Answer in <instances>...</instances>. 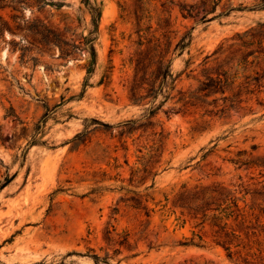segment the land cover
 Masks as SVG:
<instances>
[{
    "label": "rangeland",
    "instance_id": "1",
    "mask_svg": "<svg viewBox=\"0 0 264 264\" xmlns=\"http://www.w3.org/2000/svg\"><path fill=\"white\" fill-rule=\"evenodd\" d=\"M87 1L0 0V264H264V243L229 257L172 204L183 185L221 184L247 209L264 186V166L237 162L264 165V55L242 60L264 48V0ZM37 21L69 54L38 41ZM84 37L95 38L89 75ZM151 37L174 87L133 103L130 57ZM222 70L235 79L223 94L178 101ZM254 77L228 107L222 96Z\"/></svg>",
    "mask_w": 264,
    "mask_h": 264
},
{
    "label": "trees",
    "instance_id": "2",
    "mask_svg": "<svg viewBox=\"0 0 264 264\" xmlns=\"http://www.w3.org/2000/svg\"><path fill=\"white\" fill-rule=\"evenodd\" d=\"M264 2V1H263ZM89 2L86 0V4ZM264 5V3L262 4ZM91 23L94 29L97 28L98 19L100 17V9L97 7H90ZM186 15L191 16V10H186ZM30 30L38 37V41L43 45H58L61 54L67 55L70 49L63 48L62 45L67 43L63 41L56 30L49 28L43 23L37 21L36 24L30 26ZM258 36L264 38V32L257 31ZM191 38V31L186 32L181 39L176 43V48L180 51L189 43ZM85 47L89 50L90 61L86 68L87 75L92 72V65L95 62L96 51L93 44L95 38L84 37ZM139 46L143 44L141 40L138 42ZM258 52L264 55V48L253 50L243 55V61L246 58ZM167 49L161 47L159 38L151 37L147 40L146 46L143 49H138L130 57V64H132V76L129 82V98L133 103H141L149 98L150 102H154L160 92H162L167 80L171 79V88H173V77L170 70L171 58H166ZM227 71H215V75L207 72L202 80H199L198 86L193 91L186 93L179 91L178 101L182 102V106H196L197 104L205 103L204 98L214 95L216 93L223 94L228 86H233L235 79L232 78L228 83ZM251 80H246L244 85L239 84L237 91L231 97L222 96V100L229 101V106L232 107L234 102H241L236 100L243 90L248 91L251 84H257L260 80L259 77H254ZM85 85V84H84ZM243 88V89H242ZM155 108L149 109V114L153 115ZM224 107L223 109H227ZM173 110V109H171ZM45 117V115L43 116ZM133 123L132 121L126 122ZM241 164H251L254 166H264L263 163L254 160H241L237 159ZM242 190L247 194L249 191L246 188ZM252 192V202L245 209L247 204L243 207L239 206L235 190L229 189L221 184L209 185H195L186 187L183 185L181 189L175 194L173 199V206L189 215L191 218L199 219L197 225L208 224L212 230L213 241L215 244L220 245L227 251V255H232V247H241L251 250L252 245H256V249L261 253V245L264 239V206L259 207L255 204L254 199H264V186L259 190ZM95 261L98 260L96 255H93ZM248 262V261H246ZM250 262H248L249 264ZM109 264V263H108Z\"/></svg>",
    "mask_w": 264,
    "mask_h": 264
}]
</instances>
